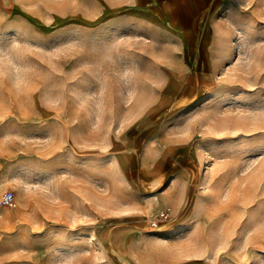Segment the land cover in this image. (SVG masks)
<instances>
[{"label": "rangeland", "instance_id": "rangeland-1", "mask_svg": "<svg viewBox=\"0 0 264 264\" xmlns=\"http://www.w3.org/2000/svg\"><path fill=\"white\" fill-rule=\"evenodd\" d=\"M173 27L121 0H0V264H264V0ZM146 115L187 191L119 170Z\"/></svg>", "mask_w": 264, "mask_h": 264}, {"label": "crops", "instance_id": "crops-1", "mask_svg": "<svg viewBox=\"0 0 264 264\" xmlns=\"http://www.w3.org/2000/svg\"><path fill=\"white\" fill-rule=\"evenodd\" d=\"M126 7L139 12L148 18L162 19L165 25L174 26L173 29L178 34L185 35V39H193L188 35L196 34L195 26L201 22L212 20L223 0H121ZM148 22V21H146ZM150 22V20H149ZM146 119L157 123L155 118L148 115L140 118L138 122L130 126L128 130L115 138L113 142L114 152L118 163V168L126 173L141 172L142 177L148 184L162 185L172 176L179 184H184V190H188L192 181H186V176L190 175L192 166L183 165L179 161L177 168L173 167L167 152L159 149L158 143H152V139L146 138L141 129L139 121ZM157 129V128H155ZM154 129V132L156 130ZM153 129L148 132L150 136L154 134ZM163 163L169 167L165 181L161 177L155 176L161 171ZM173 167V170L171 169ZM185 174V176H183Z\"/></svg>", "mask_w": 264, "mask_h": 264}]
</instances>
